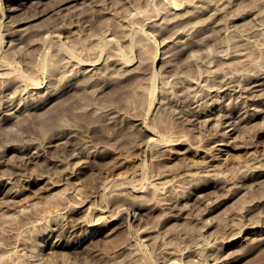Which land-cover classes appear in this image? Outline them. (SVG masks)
Instances as JSON below:
<instances>
[{
  "label": "rangeland",
  "instance_id": "obj_1",
  "mask_svg": "<svg viewBox=\"0 0 264 264\" xmlns=\"http://www.w3.org/2000/svg\"><path fill=\"white\" fill-rule=\"evenodd\" d=\"M62 1L0 0V264H264V0Z\"/></svg>",
  "mask_w": 264,
  "mask_h": 264
},
{
  "label": "bare ground",
  "instance_id": "obj_2",
  "mask_svg": "<svg viewBox=\"0 0 264 264\" xmlns=\"http://www.w3.org/2000/svg\"><path fill=\"white\" fill-rule=\"evenodd\" d=\"M72 1H77V0H65V1H62V2H59V5H58V8H60L62 5H64V4H66V3H68V2H72ZM177 3H178V6H179V4H180V2H176V1H171V3L170 4H172V5H174V8L170 5V7H172V9H174L175 10V8H178V6H176L177 5ZM176 4V5H175ZM181 4H182V2H181ZM181 4H180V6H181ZM95 5V4H94ZM97 6V5H96ZM176 6V7H175ZM179 6V7H180ZM229 6V5H228ZM227 6V7H228ZM67 7V6H66ZM71 7V6H70ZM65 8V7H64ZM63 8V9H64ZM178 9H180V8H178ZM220 11V10H219ZM48 12V11H47ZM55 12H57V11H55ZM54 12V13H55ZM220 14V13H219ZM44 15V14H43ZM72 15H75L74 13L72 14ZM217 15V14H216ZM71 16V15H70ZM29 17V16H28ZM28 17L26 16V17H24L25 19H27L26 21H28ZM176 17V16H175ZM32 18V17H31ZM35 18V17H34ZM71 18V17H70ZM149 18V17H148ZM23 19V18H22ZM24 19V20H25ZM146 19V18H145ZM216 19V18H215ZM24 20H22V21H24ZM30 20V19H29ZM149 20V19H148ZM20 21V20H19ZM146 21V20H145ZM217 21V20H216ZM179 22V21H178ZM209 22H210V20H209ZM17 23V22H16ZM21 23H24V22H21ZM181 23V22H180ZM219 23V22H218ZM18 24V23H17ZM206 25H207V22H206ZM14 26H15V24H14ZM204 26V25H203ZM208 26V25H207ZM47 34H50L49 32L47 33ZM1 37V36H0ZM3 37V36H2ZM0 41H2L1 40V38H0ZM12 41V40H11ZM15 42V41H14ZM32 43V42H31ZM1 44H2V42H1ZM30 44V43H29ZM33 44V43H32ZM31 44V45H32ZM27 45V44H26ZM1 46V45H0ZM29 48V47H28ZM29 50V49H28ZM241 55V54H240ZM89 64V63H88ZM88 64H86V65H88ZM92 64V63H91ZM93 64H94V62H93ZM84 65V64H83ZM90 72V71H89ZM8 73H10V72H8ZM8 73L6 74V75H4L5 77L8 75ZM86 73H88V72H86ZM5 74V73H4ZM0 75H3V74H0ZM10 76H11V74H9ZM4 76H2V77H4ZM254 76V75H253ZM256 76V75H255ZM261 76V75H260ZM264 76V75H263ZM252 77V76H251ZM1 78V77H0ZM8 78H10V77H8ZM257 77H255V79H256ZM263 78V77H262ZM2 79V78H1ZM4 80H5V82L7 81V78H3ZM2 79V80H3ZM11 79V78H10ZM253 79V78H252ZM260 79V78H259ZM258 79V80H259ZM9 80V79H8ZM13 80V79H12ZM248 80V79H247ZM250 80V79H249ZM1 81V80H0ZM256 81H257V79H256ZM260 81V80H259ZM2 82V81H1ZM0 82V86H3L4 84H5V82L3 83H1ZM16 82V81H15ZM7 83H9V81L7 82ZM261 83V82H260ZM263 83V82H262ZM13 84V83H12ZM249 84V83H248ZM258 84V83H257ZM7 85V84H6ZM241 85H243V84H241ZM253 85H255V84H253ZM7 88V87H6ZM10 88V87H9ZM243 88V87H242ZM245 88V87H244ZM2 90V89H1ZM243 90H245V89H243ZM240 91V90H239ZM248 91V90H247ZM245 92V91H244ZM5 94V93H4ZM10 99V98H9ZM7 100V99H6ZM11 100V99H10ZM8 104V103H7ZM11 105V104H10ZM2 106V105H1ZM8 106V105H7ZM11 107V106H10ZM11 114V113H10ZM12 115V114H11ZM10 115V116H11ZM106 116V115H105ZM227 116H230L229 114L227 115ZM2 117H3V115H2ZM109 117V116H108ZM1 118V117H0ZM10 118V117H9ZM110 118V117H109ZM231 118V117H230ZM113 119V118H112ZM112 119H110L109 121H111ZM223 119H224V117H223ZM5 121V120H4ZM229 122V121H228ZM112 123V122H111ZM224 123V122H223ZM226 123V122H225ZM221 125V124H220ZM221 128V127H220ZM233 129V128H232ZM223 133H221V135H222ZM224 135V134H223ZM223 138V137H222ZM139 145V144H138ZM44 146V145H43ZM42 146V147H43ZM40 147V146H39ZM19 149V148H18ZM37 149V148H36ZM21 150V149H20ZM26 150V149H25ZM43 151H44V149H43ZM25 153V152H24ZM24 155V154H23ZM33 155V154H32ZM38 155V154H37ZM25 156V155H24ZM28 157V156H27ZM34 158V157H33ZM38 158V157H37ZM24 159V158H23ZM29 161H30V159H29ZM24 163V162H23ZM28 163V162H27ZM261 172V171H260ZM263 172V171H262ZM42 174V173H41ZM261 175V173L259 174V176ZM15 176V175H14ZM251 176H253V175H251ZM9 177V176H8ZM7 177V178H8ZM44 177V176H43ZM222 178V177H221ZM253 178L254 177H252L251 179L253 180ZM4 179H6V178H4ZM12 179V178H11ZM40 179V178H39ZM217 179V178H216ZM223 180H225L224 178H223ZM26 181V180H25ZM220 181V180H219ZM243 181V180H242ZM256 181V180H255ZM24 182V181H23ZM217 182H218V179H217ZM2 183V182H1ZM29 183V182H28ZM253 183V182H252ZM256 185V184H255ZM242 186V185H241ZM238 188V187H237ZM235 189V188H234ZM241 189H242V187H241ZM240 189V190H241ZM236 191V190H235ZM234 193V192H233ZM237 193V192H236ZM155 207V206H154ZM65 208H66V206H65ZM246 212V211H245ZM177 213H179V212H177ZM70 221V220H69ZM93 221V220H92ZM73 223V222H72ZM264 223V222H263ZM76 226V225H75ZM242 226V225H241ZM241 226H239V227H241ZM78 228V227H77ZM247 229V228H246ZM253 229H254V227H253ZM252 230V229H251ZM255 230V229H254ZM77 232V231H76ZM239 232H241V229H240V231ZM238 232V233H239ZM258 232V231H257ZM52 233V232H51ZM71 233V232H70ZM243 233V232H242ZM245 233H247V232H245ZM248 233H251V232H249L248 231ZM237 234V233H236ZM235 236V235H234ZM246 237V236H245ZM238 238V237H237ZM89 239V238H88ZM241 241V240H240ZM20 243V242H19ZM24 243V242H23ZM64 246V245H63ZM17 249V248H16ZM53 249V248H52ZM31 261V260H30Z\"/></svg>",
  "mask_w": 264,
  "mask_h": 264
}]
</instances>
